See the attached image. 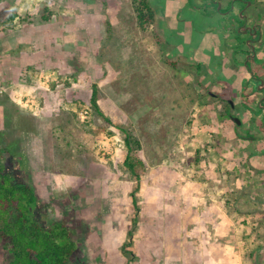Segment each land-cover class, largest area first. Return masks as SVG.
I'll list each match as a JSON object with an SVG mask.
<instances>
[{
    "label": "rangeland",
    "instance_id": "obj_1",
    "mask_svg": "<svg viewBox=\"0 0 264 264\" xmlns=\"http://www.w3.org/2000/svg\"><path fill=\"white\" fill-rule=\"evenodd\" d=\"M243 1L216 14L232 0H151L173 25L158 9L142 31L130 0H0V145L47 206L40 213L72 230L74 264H125L134 219L131 264H264V141L249 140L264 129L254 111L264 70L246 87L228 71L242 68L238 55L264 65V0ZM243 22L256 26L251 38L237 33ZM93 85L110 124L90 106ZM240 95L254 110L235 105ZM116 126L141 144L136 206Z\"/></svg>",
    "mask_w": 264,
    "mask_h": 264
},
{
    "label": "trees",
    "instance_id": "obj_2",
    "mask_svg": "<svg viewBox=\"0 0 264 264\" xmlns=\"http://www.w3.org/2000/svg\"><path fill=\"white\" fill-rule=\"evenodd\" d=\"M130 1L135 12L137 27L142 31L148 30L155 24L157 17L150 1ZM243 3L245 7L246 2ZM231 5L232 2L225 9L220 10V13L229 11ZM216 7L214 13H217ZM239 17L238 15L230 19L232 21ZM15 18L17 14L14 13L10 20ZM49 18L50 14L44 20L48 21ZM252 63H259V61L256 57H252L244 66L254 79H258L260 75L251 67ZM170 65L176 66L177 63L171 62ZM187 65L191 64L187 63ZM195 66L200 67L198 64ZM97 102L98 90L97 86L93 85L89 100L90 106L104 122L110 124L99 109ZM116 129L123 134L125 157L122 167L135 182L130 198L132 204L136 206V194L139 191L141 175L145 168L142 160L136 155V152L141 149V144L125 128L116 126ZM21 168V164L14 159L12 150L4 149L0 145V241L4 243V251L8 257L7 263L74 264L80 246L73 238L72 230L64 222L49 221L45 213H40L47 206L40 203L31 184L16 179ZM136 224L137 221L134 219L132 228L127 231V241L121 246L120 251L126 260L125 264H131L135 260V255L130 249L132 246L130 239Z\"/></svg>",
    "mask_w": 264,
    "mask_h": 264
},
{
    "label": "crops",
    "instance_id": "obj_3",
    "mask_svg": "<svg viewBox=\"0 0 264 264\" xmlns=\"http://www.w3.org/2000/svg\"><path fill=\"white\" fill-rule=\"evenodd\" d=\"M186 1V0H185ZM150 2H151V0H150ZM189 3H190V0H189ZM188 3V4H189ZM220 3V2H219ZM151 4V3H150ZM206 4H209L208 2H205V5ZM214 4V3H213ZM190 5V4H189ZM216 5H217V2H216V4H214V6L216 7ZM218 5H219V9H218ZM217 5V13L216 14H219L220 13V10H223V9H225V8H222V9H220V4H218ZM151 6L153 7V9L156 11V14L157 13H159V11H158V9H162V12H164V17H165V20H166V23H165V26H164V28L165 27H167L169 30H170V28H171V26L173 25L172 23H173V21H172V19H171V17L169 16V14H171V12L169 11L170 9H168V8H162V7H160V6H156L154 3H152L151 4ZM191 7H192V5H190ZM192 8H195V7H192ZM195 10L196 11H198L196 8H195ZM214 10V9H213ZM234 10V9H233ZM229 17H231V16H228V18ZM163 28V29H164ZM214 36L216 35V38L218 39V40H225L226 39V35H224L223 34V32L219 29V27L217 28L216 26H214ZM165 30L166 29H164V32H165ZM218 31V32H217ZM237 33L239 34L240 32H238V30H237ZM243 34H246V33H243ZM165 40H167V38L165 37ZM3 42L4 43H6L7 44V47H12V49L13 50H16V48H17V46L18 45H20V40H3ZM2 42V43H3ZM3 45V44H2ZM248 45V44H247ZM8 48V49H9ZM12 49H10V50H12ZM10 50H7L8 52L10 51ZM6 51V50H5ZM253 55V56H252ZM252 55H250V56H247V57H245V59H244V61L240 58V56L238 55V56H236L235 58H236V61L238 62V63H240V64H242V68L241 69H238L237 68V65L235 66V64L231 67V66H229V68H228V71H232L233 73H236L237 71L239 72V74H241V82H243L244 84H245V87L248 85H255V80H259V79H254L250 74H249V72L246 70V68H245V66L244 65H246V62L248 61V59H250V58H252V57H256L257 58V60L259 61V63H252V67H253V65L255 64V67H253V69L255 70V72L258 74V72H259V70H264V65L262 64V58L258 55H254V54H252ZM223 59L224 58H221V62L223 61ZM205 60V59H204ZM203 59L202 60H197V63L196 64H198L199 65V63H200V66L202 67V69H203V64L204 63H206V62H203L204 61ZM227 60V59H226ZM228 61V60H227ZM186 63H193V61L190 59V60H187V62ZM202 63V64H201ZM234 63H235V61H234ZM200 67V68H201ZM213 67L214 68H216L215 69V72L216 73H218L219 74V77H220V75H221V72H218V66L217 65H213ZM242 72V73H241ZM233 73H231L230 74V77L229 78H227L226 80H227V83H229V85H231L232 86V88L233 89H236V91H238L237 89H239V91H240V89L242 88L241 86L239 87V88H236L237 87V83H235V81H233V78H234V75L235 74H233ZM242 83V84H243ZM241 84V85H242ZM257 89H258V91H260V89H259V87H257ZM261 92V91H260ZM234 93H237V92H234ZM240 94H242V93H240ZM243 95V94H242ZM242 95H240L239 96V98H237V99H235V105L237 106L238 104H240V106L241 107H243V109H246V110H248L249 108H251L252 109V105H250V104H248L247 102H242V100L240 99V97L242 96ZM251 102H253V100L252 101H249V103H251ZM241 103L242 104H248L247 106H242L241 105ZM262 106V107H261ZM249 107V108H248ZM252 110H254V108L252 109ZM255 112H256V117H257V120H261L262 121V123H263V126H264V106H263V102L260 104L259 102H258V105H257V108H255V110H254ZM259 112V113H258ZM243 114H244V116H247L248 114H246V111L245 110H243V112H242ZM249 118H251V116L250 115H248V118H246V119H249ZM259 130V129H258ZM249 140H257V141H254V142H257V143H259V141L260 142H262V141H264V129H261L260 131H258V134H257V136H254V137H249ZM260 144V143H259ZM258 145V144H257ZM260 154H262V156L264 157V148H261L260 149ZM262 171L264 172V164L262 165ZM262 222V231L264 230V219L261 221Z\"/></svg>",
    "mask_w": 264,
    "mask_h": 264
},
{
    "label": "flooded vegetation",
    "instance_id": "obj_4",
    "mask_svg": "<svg viewBox=\"0 0 264 264\" xmlns=\"http://www.w3.org/2000/svg\"><path fill=\"white\" fill-rule=\"evenodd\" d=\"M243 3L244 1H242V0H238V1H235V0H232V5L230 6V10L229 11H225L224 13H221V14H227L228 12L229 13H231L232 12V10L234 9V3ZM218 4H220L219 2H217V5ZM244 4V3H243ZM245 6H247V4L245 5ZM243 9H244V7H243ZM242 9V10H243ZM241 10V11H242ZM240 16V15H239ZM242 16V15H241ZM240 16V17H241ZM246 18H244V20H245ZM240 28L238 29V32H240V33H246V34H248L249 35V37L251 38L253 35H255L256 33H257V28H256V26L255 25H252V26H246V24L243 22L240 26H239ZM241 27L243 28V31L241 30ZM248 41V43H250L249 45H250V47H253V42H254V40H247ZM247 43V44H248ZM261 86L259 87V89H260V91L261 92H263L264 93V84L262 83V81H261ZM264 101V97H262L261 99H260V104L262 103ZM262 107V106H261ZM231 118V117H230Z\"/></svg>",
    "mask_w": 264,
    "mask_h": 264
},
{
    "label": "water",
    "instance_id": "obj_5",
    "mask_svg": "<svg viewBox=\"0 0 264 264\" xmlns=\"http://www.w3.org/2000/svg\"><path fill=\"white\" fill-rule=\"evenodd\" d=\"M218 9H219V5H218ZM240 16H241V13H240ZM229 104L231 106H233L231 101H229ZM231 120H233L237 126H239L241 124L240 120L238 118H236V117H231Z\"/></svg>",
    "mask_w": 264,
    "mask_h": 264
}]
</instances>
